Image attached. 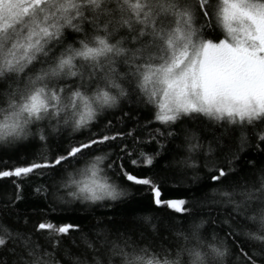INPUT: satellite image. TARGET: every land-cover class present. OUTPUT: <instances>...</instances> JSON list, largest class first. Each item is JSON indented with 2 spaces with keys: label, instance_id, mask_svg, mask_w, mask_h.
Returning <instances> with one entry per match:
<instances>
[{
  "label": "snow or ice",
  "instance_id": "6c2138e0",
  "mask_svg": "<svg viewBox=\"0 0 264 264\" xmlns=\"http://www.w3.org/2000/svg\"><path fill=\"white\" fill-rule=\"evenodd\" d=\"M209 30L220 35L213 38ZM133 96L151 106L142 127L158 125L147 140L158 145L154 152L133 158L126 138L141 142L135 128L75 140L74 134L91 132L108 110ZM199 119L236 134L226 151L207 147L202 164L194 155L202 148L197 131L181 126ZM111 126L107 120L104 127ZM65 129L71 133L58 152L0 169V179H11L14 188L0 200L7 215L22 218L16 209L30 175L52 174L54 187L60 175L57 190L93 205L124 203L134 195L129 189L141 187L150 193L151 212H165L173 225L177 216L188 221L174 232L183 244L162 256L127 240H108L107 230L97 232L100 247L120 264H264V162L245 160L242 175L240 166L248 151L264 153V0H0V148L14 149L30 138L50 148ZM178 135L186 154L175 163L192 170L193 184L208 182L203 198L165 197L164 179L137 175L124 163L127 158L133 168H152L166 150L164 141ZM82 159V167L68 171ZM105 169H115L121 184L110 182ZM190 205L207 209V218L195 219ZM142 219L155 229V216ZM32 231L45 236L47 247L0 221V249L15 257L14 264H51L55 249L80 230L42 221ZM81 240L99 251L83 233ZM94 264L100 260L94 257Z\"/></svg>",
  "mask_w": 264,
  "mask_h": 264
},
{
  "label": "trees",
  "instance_id": "16d2710c",
  "mask_svg": "<svg viewBox=\"0 0 264 264\" xmlns=\"http://www.w3.org/2000/svg\"><path fill=\"white\" fill-rule=\"evenodd\" d=\"M209 35L213 38L220 34L212 33L209 30ZM37 68L40 65L36 66ZM123 112L129 113L128 116H122ZM151 119V106H146L138 103L133 96L129 100L121 101V107L118 110H108L106 118L101 117L99 122L94 124L91 132L84 131L83 133L74 134L77 141L85 140L92 133L104 131L113 133L117 131H127L135 128L141 142L134 143L133 138H126V143L131 148L132 152L136 153L133 158L139 159V153L144 152L150 154L158 147L155 142H147L148 135L153 128L158 127L155 123L151 127H142L148 120ZM107 120L112 121L110 128H105ZM47 121L43 122V126L47 125ZM182 127L193 128L197 131L202 145L201 150L194 154L198 162L202 164L204 150L211 146L219 150L221 147L226 151L229 146H234V134L229 126L227 133L221 123H212L204 119L196 121H188ZM35 131V128H33ZM71 129H65L59 137L52 139L50 148H44L38 139L30 138L28 141L22 142L14 147V149L0 148V169L11 168L14 166L23 165L31 161L35 156L43 152L44 155L51 154L60 150L61 141H67ZM120 141H116L119 143ZM166 150L162 151L160 156L156 157L154 166L146 168L142 164L132 167L128 163V159H124L125 165L129 170L137 175L158 176L166 182L162 185V190L165 197L180 198L184 197L189 200H196L204 197L205 192L209 191L207 181L193 184L191 182L192 170L182 169L175 162L185 153L184 136L178 135L175 139L165 140ZM105 152L108 149H104ZM215 155V153H213ZM247 159L256 160L258 166L264 162V153L256 151H248L240 161L241 175L243 169L247 166L244 161ZM84 160L67 166L68 171H73L74 168L82 167ZM166 165H169L166 167ZM104 167V165H101ZM110 182L121 184L120 178L115 175V169H105ZM201 175L203 173L201 172ZM60 175L55 176V184L52 174L45 176L30 175L22 181L24 199L20 203V207L16 211L22 213V218L19 222L14 216L7 215L8 210L0 207V221L9 226L11 229H21L26 233H32V239L38 241L41 245L47 247L48 241L44 235L33 233V228L39 222L52 221L56 224L67 223L79 226L80 231H75L71 236L66 237L59 248L55 249L52 256L49 257L51 264H74L75 259H79L81 264H94L95 259L100 260V264H120V259L113 256L108 250V247H100L97 240V232L107 230L108 240L123 241L127 240L137 248L146 247L149 252L160 253L162 256L165 252L175 254L178 245L183 244L174 232L184 230L187 227V220L177 216L176 223L173 225L168 219L165 212L150 211V193L141 187L129 189L133 192L130 198H127L124 203L119 201H100L93 205L88 202L79 200H70L67 197L68 189L59 188L57 190ZM19 180V178H13ZM43 186L48 189L47 193L41 192L37 194L34 188ZM14 191L12 180L9 178L0 179V200L6 199L12 195ZM47 197V198H45ZM56 197H63L67 203H61ZM55 205V208H53ZM193 217L197 220L207 218V209H202L197 206L190 205ZM223 210H221L222 212ZM153 215L155 220V229L151 224L145 223L142 219L144 215ZM215 216L216 213L213 212ZM206 238L210 239L211 231L208 226L203 230ZM81 233L85 234L88 241L99 248L97 253H93L86 249L85 244L81 240ZM75 240V244L71 243ZM52 251L51 249H48ZM186 260V257L184 258ZM15 257L8 250L0 249V262L6 264H14Z\"/></svg>",
  "mask_w": 264,
  "mask_h": 264
}]
</instances>
